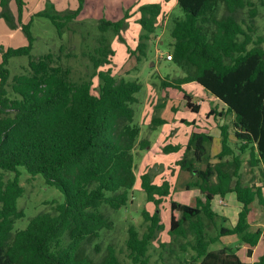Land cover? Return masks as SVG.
I'll list each match as a JSON object with an SVG mask.
<instances>
[{
  "label": "trees",
  "instance_id": "16d2710c",
  "mask_svg": "<svg viewBox=\"0 0 264 264\" xmlns=\"http://www.w3.org/2000/svg\"><path fill=\"white\" fill-rule=\"evenodd\" d=\"M8 1L0 0V14L12 29L21 27L28 43L2 50L0 61V264H123L111 244L99 255L100 244L91 251V243L104 228L113 227L101 208L117 210L129 202L136 180L134 151L148 145L146 139H138L140 127L133 121L140 83L113 76L110 67L100 69L111 64L114 55L104 36L89 54L93 75L100 79L95 89L91 79L72 80L70 68L57 63L52 52L33 57L29 24L21 22L27 0H14L17 20L7 10ZM175 2L182 13L171 18L169 51L184 75L165 77L161 85L183 91L185 105L194 112L198 107L190 101L184 83L195 82L217 97L225 104L223 111L233 114L235 141H230L228 126L220 125L221 148L212 162V137L202 132L189 136L186 151L176 162L194 174L186 187H197L200 195L192 205L170 199L169 240L158 242L157 263L175 264L170 259L176 255V264H242L236 247L211 249L210 245L221 236L235 234L248 245L250 255L252 247L264 240V231L251 230L249 223L251 204L257 201L264 207L262 186L244 183L240 172L246 152L250 166L264 164V35L256 34L257 4L264 6V0ZM85 5L94 8L96 3L78 0L75 10L46 16L60 33ZM138 11L143 33L130 54L137 52L140 59L158 26L161 6L142 4ZM125 24L123 18L103 19L98 28L118 34ZM21 55L28 56V71L9 82L6 65ZM179 148L168 143L163 151ZM20 167L31 176L41 174L65 199L61 203L52 200L51 211L38 212L26 227L13 232L14 221L24 215L17 207L24 191ZM3 172L10 175L5 178ZM140 187L155 209L142 212L148 222L144 232L129 225L126 256L130 264H151L149 247L164 228L158 205L162 196L171 194V186L166 180L153 183L149 172H144ZM228 192H235L241 203L233 225L212 208L214 196ZM87 245H91L89 250ZM254 264H264V251Z\"/></svg>",
  "mask_w": 264,
  "mask_h": 264
},
{
  "label": "rangeland",
  "instance_id": "374dc122",
  "mask_svg": "<svg viewBox=\"0 0 264 264\" xmlns=\"http://www.w3.org/2000/svg\"><path fill=\"white\" fill-rule=\"evenodd\" d=\"M90 1V0H89ZM258 2V0H255ZM90 3V2H89ZM98 5L94 8L90 5L83 9L69 21H66L62 31L59 33L56 26L52 23L50 17L46 14L54 15L66 11L75 10L78 6V0H27L22 14L21 22L29 24V30L33 37L31 54L33 57L50 51L57 56V63L70 68V77L74 81L88 80L93 81L95 89L98 76H94V67L89 60V54L98 46L101 36H104L111 48L114 50L111 64H104L100 67L105 70L111 68V73L117 78L125 80H137L140 83V89L136 93L137 102L134 103L133 121L140 127L138 139H146L148 145L142 149L136 147L134 151V171L136 180L130 192L129 202L117 209L102 207V211L108 214L113 222L111 229H103L100 236L95 238L91 245H87L89 250L95 244H100L101 252L104 253L106 247L111 244L123 264H130L126 256L125 240L128 236V227L132 224L139 233L146 230L148 222L144 219L142 212L152 213L155 209L153 202L146 199V193L140 187V174L149 172L152 182L160 184L166 180L170 183L172 194L162 196L158 205L161 216V222L164 228L157 235V239L149 247L151 254V264L157 263L160 248L159 241L162 237H167V225L170 216V199L193 204L194 197L198 193L197 187H186V184L194 180V174L180 169L177 160L181 159L186 151L187 141L193 132L199 131L201 123L206 121V115L210 107L206 99V91L194 82H188L184 86L185 91L195 92L197 98H203V103L198 113H193L186 107H183V91L173 87H163L161 82L163 78L176 79L184 75L182 69L171 60L161 57L162 54L169 53V44L173 41L170 31L172 28V17L180 15L182 11L176 6L175 0H97ZM158 3L161 6V14L158 26L151 38L147 41L146 54L137 58V52L130 54L131 50L137 46L139 35L143 33L138 17L139 6L142 4ZM258 15L256 17V34L264 35V6L257 4ZM7 10L17 20L16 5L14 0H9ZM244 14V13H243ZM129 15V17H125ZM123 18L126 23L118 34L111 29L102 32L98 26L101 20L115 21ZM122 39H120V37ZM28 43V39L21 27L12 29L6 22L3 15L0 14V61L2 50L9 47H17ZM161 54V56L159 55ZM9 71V82L16 74L28 71V56L21 55L9 59L6 65ZM192 95V94H191ZM193 97V95H192ZM212 119V115H210ZM164 120L159 123L158 120ZM178 144L177 151L164 152V145ZM220 147L214 143L209 145V153L212 156L211 161L215 162L216 154ZM188 152V156H191ZM243 162L240 172L244 183L259 182L264 186V165L250 166L248 163V153L242 155ZM203 166V164H202ZM21 171L20 184L24 191L17 199V207L22 209L24 215L14 221L13 232L26 227L29 219L43 210H52L51 201L58 203L64 201V194L55 186L47 185L41 174L31 176L24 167ZM5 178L10 175L3 172ZM158 197V196H157ZM232 201V200H231ZM229 199L217 198L214 202V209L222 211L230 220H235L238 208L234 207ZM238 204V203H237ZM258 205L255 203V206ZM259 206V205H258ZM105 208V209H104ZM257 213L254 211L250 216V229L257 227L264 229V207L259 206ZM219 221L220 218H217ZM209 231L214 234L213 226ZM234 237L224 238L210 245V248L230 246L232 243L241 244L240 239ZM263 246L256 249L253 259L258 258L262 252ZM259 252V253H258ZM164 257L168 258V253L164 251ZM184 257L183 254H181ZM242 258L245 259L243 253ZM176 255H172L170 261L178 263ZM184 259V258H183ZM251 260L250 262H252Z\"/></svg>",
  "mask_w": 264,
  "mask_h": 264
},
{
  "label": "crops",
  "instance_id": "0c3cea01",
  "mask_svg": "<svg viewBox=\"0 0 264 264\" xmlns=\"http://www.w3.org/2000/svg\"><path fill=\"white\" fill-rule=\"evenodd\" d=\"M89 0H86V2H88ZM90 1H93V2H97V0H90ZM98 4L96 3L95 7L97 6ZM87 6V5H85ZM161 56V55H160ZM163 58H165V55L162 54ZM195 83V82H194ZM187 83H184L182 85V87L184 88V86L186 85ZM197 84V83H196ZM200 89L202 88L199 84H197ZM203 89V88H202ZM201 90H196V92H200L202 91ZM206 91V90H205ZM188 92L189 94H192L193 97H191L190 101L192 102L193 105L197 106L198 107V111L200 110L201 106H202V103H203V98H197V97H194L195 95V92H189V91H186ZM191 95V96H192ZM182 99H183V93H182ZM206 99L208 100L209 102V109H208V112H207V115H206V121H204L203 123H201V129L197 132H202V133H205V134H208L212 137V140L211 142L214 143L215 145L217 144L220 148H221V143H220V130H219V126L222 125V124H226L228 126V131L230 132V141L231 143H233L235 140H234V137H233V127H232V121H233V114L231 113H225L223 110H225V104L220 101L217 97H214L213 95H211L209 92L206 91ZM184 100V99H183ZM184 104H185V100H184ZM183 107H186L187 109H189L186 105H184ZM191 112L193 113H198V111L194 112L192 111L191 109H189ZM224 112V113H223ZM210 115H212V119L210 117ZM210 142V143H211ZM245 154V153H244ZM243 154V155H244ZM260 165H264L263 163H260L258 165H255V166H258L260 167ZM249 184H254V185H260L262 186L261 184H259V182H253L252 180H250V182H247ZM262 191H263V194H264V186H262ZM172 192V190H171ZM198 193L195 195L194 197V201H193V204L195 202V198L197 196L200 195V191L198 189L197 191ZM172 194V193H171ZM217 198H221V199H229V201L232 202L233 206L234 207H237L238 208V211L240 210V207H241V203L236 199V195H235V192H228L226 193L224 196H220V195H215L213 200H212V208L215 212H217L220 216H224L226 219H227V223H229V225H233L236 220H237V214H238V211H237V214H236V217H235V220H229L227 218V216H225V213L222 212V211H216L214 209V204L216 202H214ZM178 201V200H177ZM180 202V201H179ZM182 203H186V202H182ZM238 203V204H237ZM255 203L258 204L257 201H254L252 204H251V210H250V213H249V223H250V216L252 214V212L254 211V208H255V212L257 213V210L260 209L259 206H261L260 204L256 205L255 206ZM187 204H190V203H187ZM192 205V204H191ZM164 225V224H163ZM167 228H168V225H167ZM258 228V227H257ZM167 231V230H166ZM264 231V229L262 230ZM236 237V238H239L237 235L235 234H231V235H224V236H221L219 238L218 241L222 240L224 238H227V237ZM163 238V241H168L169 239H167V237H162ZM239 240V239H238ZM216 241V242H218ZM215 243V242H214ZM212 243V245L214 244ZM230 246H234L237 248L236 252L237 254L239 255V257L241 258L242 260V264H254V262L259 258V256L263 253L264 251V240H259V242L254 246L252 247V251H251V254L248 255L247 254V248H248V245L246 243H243L241 242V244H236V243H232V245ZM259 246H263V249H262V252L258 255V258H256L255 260L253 259V256H254V253L256 251L257 248H259ZM217 248H220V247H216V248H211V249H217ZM242 253L245 257V259L242 258ZM259 253V252H258ZM251 260H253L252 262H250Z\"/></svg>",
  "mask_w": 264,
  "mask_h": 264
},
{
  "label": "built area",
  "instance_id": "2783aa9c",
  "mask_svg": "<svg viewBox=\"0 0 264 264\" xmlns=\"http://www.w3.org/2000/svg\"><path fill=\"white\" fill-rule=\"evenodd\" d=\"M159 55H161V54H159ZM165 59L166 60H171L172 59L170 52L165 55Z\"/></svg>",
  "mask_w": 264,
  "mask_h": 264
}]
</instances>
